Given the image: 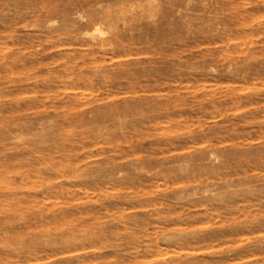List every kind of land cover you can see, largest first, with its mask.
<instances>
[{"label":"rangeland","instance_id":"rangeland-1","mask_svg":"<svg viewBox=\"0 0 264 264\" xmlns=\"http://www.w3.org/2000/svg\"><path fill=\"white\" fill-rule=\"evenodd\" d=\"M0 264H264V0H0Z\"/></svg>","mask_w":264,"mask_h":264},{"label":"bare ground","instance_id":"bare-ground-1","mask_svg":"<svg viewBox=\"0 0 264 264\" xmlns=\"http://www.w3.org/2000/svg\"><path fill=\"white\" fill-rule=\"evenodd\" d=\"M109 17V16H108ZM94 30L98 32L99 34H104V30L101 28V25L97 22L95 23ZM106 34V33H105ZM64 254V253H63Z\"/></svg>","mask_w":264,"mask_h":264}]
</instances>
